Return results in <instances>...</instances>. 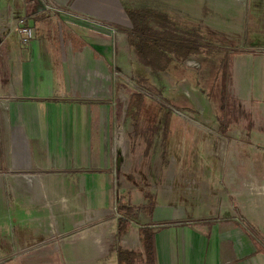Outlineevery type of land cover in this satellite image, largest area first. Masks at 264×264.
I'll return each mask as SVG.
<instances>
[{
  "label": "rangeland",
  "instance_id": "374dc122",
  "mask_svg": "<svg viewBox=\"0 0 264 264\" xmlns=\"http://www.w3.org/2000/svg\"><path fill=\"white\" fill-rule=\"evenodd\" d=\"M73 1L0 0V3L9 4L14 16L25 14L31 18L39 13L41 5L44 10L41 12L54 18L56 14L82 16L72 7ZM247 2L241 22H231L230 16L238 14L228 13L227 0H106L100 8L114 16L105 17L113 22L86 16L80 19L110 32L107 33L110 58L106 61L102 53L90 50L95 60L105 62V69H92L88 84L83 83L81 88L78 81L80 89L64 94L62 102L85 105L89 125H97L99 134L104 133L100 166L107 188L101 195H95L96 205L92 193L80 191L78 177L65 175L73 168L71 163L65 167L61 160H52L44 168L33 170L32 174L41 175V181L31 184L20 177L11 180L7 176L11 174L4 172L0 186L3 253H13L15 259L32 264H118L117 248L139 251V226L150 221L143 209L149 194L155 195L158 224L166 222L176 227L197 224L196 219H207L225 209L237 212L242 207L264 206L263 184L253 178V173H260L258 165L264 163V152L255 148L254 139L246 134L247 121L238 124L231 113L226 93L230 91L222 72L228 52L246 49L242 34L247 39L253 34L251 2ZM23 4L25 12L20 10ZM125 7L160 9L181 21L191 20L201 28V42L221 50L210 56L176 60L168 70L154 73L137 62L127 36L121 31L131 27ZM1 69L4 82L7 71ZM138 77L148 80L154 89L150 94L138 88ZM8 92L9 89H1L2 101L21 99L19 92V98L15 94L10 99ZM137 92L145 96L139 109L133 96ZM221 97H226L227 106L221 104ZM222 110L224 121L219 116ZM1 117L0 113V125ZM228 124L234 125L233 130L225 133ZM80 171L79 175H86L97 170L88 163ZM101 196H106V205L101 204ZM120 200L133 207L135 213L121 240L117 238L120 215L116 212ZM15 210L21 211L23 218L13 215ZM250 218L252 222L254 216ZM17 221L35 225L33 229L24 228L26 237L22 242L17 241L13 230ZM84 236L86 240L80 241L79 237Z\"/></svg>",
  "mask_w": 264,
  "mask_h": 264
},
{
  "label": "crops",
  "instance_id": "0c3cea01",
  "mask_svg": "<svg viewBox=\"0 0 264 264\" xmlns=\"http://www.w3.org/2000/svg\"><path fill=\"white\" fill-rule=\"evenodd\" d=\"M58 1L67 3L70 0ZM105 1L74 0L72 7L82 16L56 14L57 19L41 12L44 11L42 5L39 13L30 18L25 14L14 16L9 4L2 6L0 3V92L1 89H9L8 93L15 91L16 98H19L18 92L21 94V99L0 102L3 121L0 125V186L4 172L11 174L7 175L11 180L20 177L28 184L41 181L40 174L31 172L44 168L52 160H61L65 167L71 163L73 169L65 175L78 177L80 191L92 193L95 204L98 199L95 195H101L107 188L102 181L105 175L100 166L103 163L100 148L104 144V133L99 134L97 125H89L85 105L62 102L66 98L64 94L80 89L78 81L82 83L81 88L83 83L88 84L92 69H105V62L95 60L90 50L102 53L106 61L110 58L107 48L110 32L101 26L80 21L86 16L113 22L105 17L114 16L101 9ZM250 2L253 34L248 39L242 34L244 43H247L246 49H233L227 53V64L222 72L224 84L229 87L230 92L226 93L230 100L221 97V104L226 105L227 100L238 124L247 121L246 134L254 139L255 148L264 152V0ZM227 3L230 4L228 13L238 14L230 16L231 22H241L247 0H227ZM21 9L25 12L24 4ZM20 18L32 28L33 39L27 46L20 45L16 34V21ZM72 67L77 70L67 71ZM1 68L7 71L4 82ZM14 87L16 90L12 91ZM85 89L87 94L88 87ZM219 116L224 121L225 112L222 110ZM228 126L225 133L233 130L231 126L234 125ZM88 163L97 171L79 175L82 172L80 169H85ZM260 164V173H253V178L260 180L263 191L264 163ZM104 203L106 205L107 198L101 196V204ZM155 208L156 202L153 211ZM12 214L23 218L19 210ZM253 216L252 223L250 217ZM196 221L197 224L191 226L171 225L156 232V264H264V206H253V209L242 207L237 212L225 209L217 215ZM26 222L14 223L17 241L22 242L26 237L25 229L35 228V225L30 226ZM150 223L158 224L155 211L147 224ZM125 234L118 239L121 240ZM86 238L79 237L80 241ZM124 243L127 241L124 240ZM96 244L100 250L103 249L100 242ZM2 249L1 246L0 261L5 260L3 264H32L25 259H15L13 253H3ZM138 249L136 252L140 253L141 244Z\"/></svg>",
  "mask_w": 264,
  "mask_h": 264
},
{
  "label": "trees",
  "instance_id": "16d2710c",
  "mask_svg": "<svg viewBox=\"0 0 264 264\" xmlns=\"http://www.w3.org/2000/svg\"><path fill=\"white\" fill-rule=\"evenodd\" d=\"M127 20L130 22V30L121 31L127 36L129 46L134 50L137 62L154 73H161L170 68L175 61L183 62L191 56L212 55L213 51H220V47H212L208 43H202L203 34L201 28L193 21H181L176 15H171L163 10L151 8H124ZM136 84L143 93L152 92L147 79L137 78ZM141 108L142 93H134ZM137 113V112H136ZM148 203L143 207L147 216L152 217L155 206V197L146 195ZM133 207L126 205L122 200L117 204L116 212L120 215L117 223V238H121L127 232L128 226L133 222L135 213ZM172 223L146 224L139 227V241L141 252L116 249L118 264H156L154 236L158 230L170 227Z\"/></svg>",
  "mask_w": 264,
  "mask_h": 264
},
{
  "label": "built area",
  "instance_id": "2783aa9c",
  "mask_svg": "<svg viewBox=\"0 0 264 264\" xmlns=\"http://www.w3.org/2000/svg\"><path fill=\"white\" fill-rule=\"evenodd\" d=\"M15 30H16V34L18 36L20 45L27 46V44L32 42V39H33L32 38V36H33L32 28L26 24V22L23 18H20L16 21ZM13 90H16V88L14 87V89H12V91ZM14 97H15V91L14 92L10 91L9 98L14 99ZM2 99L3 98L0 95V102H2ZM4 101H7V100H3V102ZM4 261L5 260L0 261V264H3Z\"/></svg>",
  "mask_w": 264,
  "mask_h": 264
},
{
  "label": "bare ground",
  "instance_id": "6f19581e",
  "mask_svg": "<svg viewBox=\"0 0 264 264\" xmlns=\"http://www.w3.org/2000/svg\"><path fill=\"white\" fill-rule=\"evenodd\" d=\"M256 189V188H255ZM261 189V188H260ZM264 191V190H263ZM261 193V192H260ZM264 194V193H263Z\"/></svg>",
  "mask_w": 264,
  "mask_h": 264
}]
</instances>
